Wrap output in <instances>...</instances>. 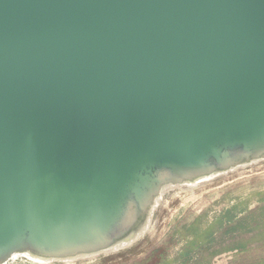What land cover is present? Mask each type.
Returning <instances> with one entry per match:
<instances>
[{"label":"water","instance_id":"water-1","mask_svg":"<svg viewBox=\"0 0 264 264\" xmlns=\"http://www.w3.org/2000/svg\"><path fill=\"white\" fill-rule=\"evenodd\" d=\"M260 160L264 0H0V264L130 246Z\"/></svg>","mask_w":264,"mask_h":264},{"label":"rangeland","instance_id":"rangeland-1","mask_svg":"<svg viewBox=\"0 0 264 264\" xmlns=\"http://www.w3.org/2000/svg\"><path fill=\"white\" fill-rule=\"evenodd\" d=\"M193 185L164 189L135 250L51 264H264V160Z\"/></svg>","mask_w":264,"mask_h":264},{"label":"bare ground","instance_id":"bare-ground-1","mask_svg":"<svg viewBox=\"0 0 264 264\" xmlns=\"http://www.w3.org/2000/svg\"><path fill=\"white\" fill-rule=\"evenodd\" d=\"M214 177H211V178H206V179H200V180H197L195 183H194V185H197V184H199V183H205V182H207V181H209V180H212ZM215 179V178H214ZM193 184V183H192ZM193 185V186H194ZM192 187V186H191ZM147 236V235H146ZM146 236H144V237H142V239L140 238V240H138V241H136L135 243H133V244H131L130 246H126V247H124V248H122V249H128V248H132L131 250H129L130 252L131 251H133V250H135L137 247H139L145 240H146ZM121 249V250H122ZM115 251H117V250H115ZM118 251H119V249H118ZM27 255V258L28 259H30V260H32V261H35V262H39V263H49V264H51V263H53V262H55V261H64V262H69V263H72V262H75V260H77V259H74V258H64V259H48V258H45V257H40V256H34V255H31V254H26ZM25 255V256H26ZM18 256H20V255H17V256H13L9 261H11V260H13V259H15L16 260V258L18 257ZM117 256H121V255H116L115 257H117ZM114 256H108L107 258H105L102 262H107L108 260H110V259H114L115 258ZM8 261V262H9ZM8 262H6V263H4V264H8ZM29 264H36V263H32V262H28ZM10 264H12V262L10 263Z\"/></svg>","mask_w":264,"mask_h":264}]
</instances>
